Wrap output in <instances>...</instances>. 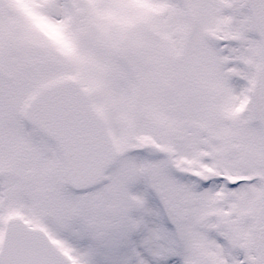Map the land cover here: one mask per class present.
<instances>
[{"label": "snow or ice", "instance_id": "obj_1", "mask_svg": "<svg viewBox=\"0 0 264 264\" xmlns=\"http://www.w3.org/2000/svg\"><path fill=\"white\" fill-rule=\"evenodd\" d=\"M0 264H264V0H0Z\"/></svg>", "mask_w": 264, "mask_h": 264}]
</instances>
